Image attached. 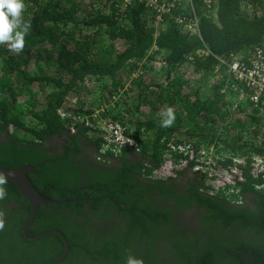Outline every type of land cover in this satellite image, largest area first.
<instances>
[{"label":"trees","instance_id":"16d2710c","mask_svg":"<svg viewBox=\"0 0 264 264\" xmlns=\"http://www.w3.org/2000/svg\"><path fill=\"white\" fill-rule=\"evenodd\" d=\"M23 2V19L30 23L23 50L17 52L7 44L0 45V137L4 138L0 139V166L18 169L39 165L28 173V178L48 199H96L40 206L28 237L54 228L61 230L71 250L58 264H123L136 253L133 238L124 241L107 235L95 241L82 232L78 221L66 212H80L86 203L96 209L102 204L121 205L122 216L125 205L129 212L125 216L131 221L127 237L138 224L139 242L149 243L162 229L155 224L164 214L159 217L162 211L155 210L146 197L148 192L157 190L169 200L177 190L163 183L166 179L156 178L167 163L170 144H190L198 151L200 145L215 143V135L221 130L233 138L232 144L222 142L226 149L236 154L250 151L264 155V145L255 148L241 144L248 127L262 121L238 111L247 105H239L231 113L232 104L221 91L228 79V67L222 60L247 59L264 44L263 0H213L210 16L204 15V2L197 0L193 7L164 14L162 20H157L155 9L138 0L126 7L124 0ZM177 17L199 21L200 35L185 30ZM158 69L166 77L160 82ZM98 83L101 85L96 87V97H91L89 87ZM130 102L134 110L128 109ZM169 108L175 120L171 126L162 127ZM62 111L67 117L62 118ZM74 117L84 119L77 125L75 138L89 140L97 147L98 157L108 145L107 133L99 129L103 123L106 127L119 125L124 135L138 144L134 152L144 158L139 163L122 159V168H104L99 162L115 154L126 158L131 152L116 151L113 145L94 164L86 159L79 164L72 156L49 157L43 149L46 139L70 133L67 127ZM76 144L74 141L72 146ZM74 152L80 154L81 148L76 147ZM172 156L176 162L181 158L177 153ZM192 165L189 163L176 177L191 171ZM82 173L88 178L84 188L78 184ZM137 173L149 184L136 180ZM0 178V191H7L0 199V211L4 210L6 197L26 206L17 219L13 220L15 213H11L8 223L0 224V264H53L65 252L61 237L49 234L28 240L23 228L31 217L30 203L6 177L0 174ZM257 184L258 179L246 166L233 184L214 194L205 177L203 187L187 199L194 198L201 207H207V222L221 226L223 235L232 226L261 237V246L249 242L236 249L233 234L220 248L207 247L214 264H264V191L257 190ZM237 204L240 207H231ZM196 249L194 243L185 247L183 251L192 253L179 263L208 264V254L198 256Z\"/></svg>","mask_w":264,"mask_h":264},{"label":"flooded vegetation","instance_id":"af4514ba","mask_svg":"<svg viewBox=\"0 0 264 264\" xmlns=\"http://www.w3.org/2000/svg\"><path fill=\"white\" fill-rule=\"evenodd\" d=\"M76 133L73 134L70 131V133L65 132L58 134L57 136L48 137L46 139L45 146H43L44 152L51 158L59 159L63 156H72L74 160L79 161V164H81L84 159L91 162V164L97 163V147L95 145H92L90 141L86 140V138L84 137H78L76 139ZM0 139L2 140L4 138L0 137ZM74 141H76L77 144L73 147L72 145ZM76 147L81 148L80 154H76L74 152V149ZM143 158L144 157L141 153L131 151L127 153L126 158H122V156H116L114 158L108 157L105 159V161L99 162V164H102L104 168H122V159L124 161L130 160L139 163ZM134 178L136 180L149 184L148 180L144 179V177H142L140 173H137ZM168 178L172 179L165 178L166 180L164 181L166 182L163 183H165L166 185H174L177 188L175 193L171 194L169 200L165 199L161 194H159L157 190L148 192L146 196L147 199L152 202L155 210L160 209L162 211L158 213L159 217L161 218L162 213L164 214L162 217L164 221L161 219L158 224H155L161 226L162 229L158 233H155L149 243L139 242L138 224L133 225L131 234L127 237L129 230L128 227L130 228L131 221L125 216L126 213H129L128 210H126L127 208L125 205L124 216H122L121 214V210L123 208V206L121 205L108 206L102 204L99 209H96L93 204L89 203H86L82 207L80 212L69 210L66 212V214L73 221H78L77 224L82 229V232L88 234L87 236L95 241L107 235L111 236L112 238H118L124 241H128L133 238V246L136 250L134 257L141 260L143 264H180L179 261L181 262L182 258H184L186 254L192 253L183 251L185 247L190 246L191 243H194L196 245L197 249L194 252L197 253L198 256L202 255L201 253L208 254V264H214L211 259V251L208 250L207 247L215 246V248H220V245L225 243L227 239L233 237V234H236V242H234L236 245V249H239L244 245H248L249 242L253 243L254 245L261 246V237H253L254 232L253 234H250L241 228H233L231 226L226 229L228 233L223 235L221 226L216 225V222L213 221L207 222V220H209V211L207 207H201L194 198L187 200L188 198L193 196L192 193H194L197 188L203 187L202 180L198 175H196L192 171H187L185 173H182L178 177ZM78 179V184L81 187L86 185L88 180L87 177H84V173L80 174ZM6 192V189L0 191V199L5 198ZM82 192L86 193L85 190H82ZM6 198L7 200L4 201L3 205L4 210L0 211L1 225L5 224V222L8 223L11 213H15L13 220L17 219L18 216H21L20 213L23 208L26 207L21 205L20 203L12 201L10 197ZM109 199L113 200L111 197H109ZM82 200L94 202L96 199H92L91 196H87L78 199L77 202ZM245 203L246 205H249L250 201L246 199ZM231 207L234 209L240 206L239 204H237L236 206L231 205ZM255 207L256 206L254 205L252 209H254ZM112 213L113 215L108 217V215ZM241 256L245 257L246 259L249 258V256ZM255 257L258 258L257 254H255ZM77 260H80V257H77ZM84 264L88 263L86 262ZM123 264H126V262H124Z\"/></svg>","mask_w":264,"mask_h":264},{"label":"built area","instance_id":"2783aa9c","mask_svg":"<svg viewBox=\"0 0 264 264\" xmlns=\"http://www.w3.org/2000/svg\"><path fill=\"white\" fill-rule=\"evenodd\" d=\"M136 0H124L125 7L132 5ZM155 9L158 17L162 20L164 14L172 10L185 9L193 7L197 0H138ZM205 4V16L212 15L213 0H202ZM185 30L192 31L200 35L199 21L187 17H177ZM159 25L157 21L156 26ZM222 64L228 67V79L222 88V94L226 95L227 100L232 104L231 109L236 111L239 105H247L243 111L251 116L257 117L262 121L260 124H254L248 127L244 133L241 144L247 143L255 148L264 145V44L258 46L251 56L247 59L232 57L229 60H222ZM234 107V109H233ZM240 108L238 109V111ZM62 118L67 117L64 111L61 112ZM74 117L68 128L72 133H76L77 125L84 119ZM111 134L107 136L108 145L101 154L105 155L109 151V146L113 145L116 151L121 149H130L138 151V144L133 139L126 137L119 125H111ZM166 155L167 163L158 171L156 178L165 179L176 177V173L189 167L193 163L191 171L197 175H204L214 190L211 193L223 189L227 184H233L234 180L242 174V169L246 166L251 168L254 178L258 179L257 190L264 191V155L257 152L246 151L243 154H236L231 149H226L224 145H200L196 151L190 144H170ZM177 153L181 158L176 162L172 156ZM231 165H226L227 162ZM165 173L164 176H161ZM241 204V202H239Z\"/></svg>","mask_w":264,"mask_h":264},{"label":"clouds","instance_id":"9594fccd","mask_svg":"<svg viewBox=\"0 0 264 264\" xmlns=\"http://www.w3.org/2000/svg\"><path fill=\"white\" fill-rule=\"evenodd\" d=\"M24 8L23 0H0V45L7 44L11 50L17 52L23 50L25 36L28 34L30 28V23L23 19L22 13ZM174 120L173 110L169 108L164 114L161 126L169 127ZM101 125L105 126L103 123ZM107 127L109 128L110 126ZM109 134H111V131ZM101 155L100 153L98 161L102 160ZM117 155L115 154L114 156ZM2 182L3 178H0V183ZM126 264H143V262L133 256H128Z\"/></svg>","mask_w":264,"mask_h":264},{"label":"water","instance_id":"95a60500","mask_svg":"<svg viewBox=\"0 0 264 264\" xmlns=\"http://www.w3.org/2000/svg\"><path fill=\"white\" fill-rule=\"evenodd\" d=\"M99 129L103 130L107 134L110 133V129L106 126H99ZM39 165L32 166V165H25L23 167H20L18 169H11V168H6L3 166H0V174L6 177L10 182L14 184L16 189L19 191V193L30 203L31 205V217L30 219L26 222L25 227H24V234L29 240H38L46 235L49 234H57L59 235L66 247H65V252L60 255L54 262V264H58L60 260H62L70 251L69 243L65 237V235L58 229H51L50 231H47L43 234L34 236L32 238L28 237V229L32 222L34 221L38 210L41 205H66L70 203H75L77 200H62V201H56V200H51L48 199L47 197L43 196L33 185V183L29 180L28 178V173L34 170H37ZM201 180H203L205 177L204 175H198Z\"/></svg>","mask_w":264,"mask_h":264},{"label":"rangeland","instance_id":"374dc122","mask_svg":"<svg viewBox=\"0 0 264 264\" xmlns=\"http://www.w3.org/2000/svg\"><path fill=\"white\" fill-rule=\"evenodd\" d=\"M263 2H264V0H263ZM157 64V66H161V65H163V63H156ZM159 70L160 69H158L157 70V72H158V77H157V79L159 80V82L160 81H162L163 79H165L166 77H164V72L163 71H161V72H159ZM214 80H215V78H214ZM214 80H213V82H214ZM215 82H217V81H215ZM99 85H101L100 83H98V84H95V85H93V86H90L89 87V89H90V91H92L93 93H92V95H91V97H96L95 96V90H96V87H98ZM205 91V90H204ZM119 99H118V97L116 98V101H118ZM127 102L129 101V100H126ZM113 102H115V101H113ZM119 102V101H118ZM135 105V104H134ZM123 108H125V107H123ZM128 109H131V110H134L133 109V103L132 102H130L129 103V105H128ZM233 109H234V107H233ZM241 111L243 110V108H241L240 109ZM239 110V111H240ZM230 111H231V113H234V112H236V111H234V110H232L231 108H230ZM116 113H118V110H117V112ZM132 115H136V113L135 114H129L128 115V117L129 116H132ZM131 118H133V117H131ZM14 129H15V127H12V130L14 131ZM232 139L233 138H231V137H227V135H226V133L224 132V131H221V130H219V131H217V133H216V135H215V143H211V144H209V145H212V144H217V145H220V144H222L223 145V141L224 140H228V141H230V143L232 144ZM165 175V173H162V175L161 176H164Z\"/></svg>","mask_w":264,"mask_h":264}]
</instances>
